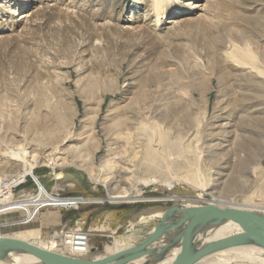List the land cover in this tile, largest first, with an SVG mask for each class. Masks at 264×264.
Wrapping results in <instances>:
<instances>
[{"label":"rangeland","instance_id":"obj_1","mask_svg":"<svg viewBox=\"0 0 264 264\" xmlns=\"http://www.w3.org/2000/svg\"><path fill=\"white\" fill-rule=\"evenodd\" d=\"M245 52L264 69V0H0V184L26 174L0 206L88 201L5 211L0 235L34 242L83 229L95 258L138 216L174 205L104 211L107 203L95 202L109 192L211 193L237 208L263 201L264 75ZM142 124L191 146L190 172L200 167L208 186L191 182L187 170L181 182L170 178L180 184L172 190L145 184L152 175L142 164ZM19 147L39 160L35 169L9 156ZM66 170L89 187L60 177Z\"/></svg>","mask_w":264,"mask_h":264},{"label":"bare ground","instance_id":"obj_2","mask_svg":"<svg viewBox=\"0 0 264 264\" xmlns=\"http://www.w3.org/2000/svg\"><path fill=\"white\" fill-rule=\"evenodd\" d=\"M233 52L234 51H231L229 53L230 57H233ZM245 56H247L248 60H250L247 63L249 65L250 64L252 65V69L257 70L260 74L264 75V69L260 68L255 62V56L250 52H245ZM141 134H142L141 135L142 140L144 141L143 147L141 149L142 156H143L142 164L147 169V171H149V173L152 175L150 178L145 180L144 182L145 184L151 183L155 185H163L166 188V190H169V189L172 190L180 185L179 184V182H181L180 179L182 178L184 171L187 170L189 171V174H191V178H190L191 182L197 183L198 187L208 186L205 184V181L201 180L203 177V172L200 167H197L195 171L190 172L192 170V167H194L195 164H197L196 161L191 160L189 157L190 153H192L193 155L196 154V152L191 146H185L182 142L172 141L169 135H167L166 132H164L157 124H150V125L142 124ZM27 152L21 147L9 152V156L17 159L18 161H22L24 163L25 171L29 169L33 170L40 164L37 158L29 156ZM28 157H30L31 160H29L30 158L28 159ZM109 161L106 162L108 164H106L105 169L106 167H110ZM117 161H119V159ZM55 162L58 163V160H56ZM123 169L124 168H122L121 170ZM125 171H128V170H125ZM125 171H122V172L126 173ZM181 173H182V176H180ZM157 176H160L163 180L158 179ZM172 176H176L179 182L176 180L170 181V178ZM93 180L98 183L101 181L99 178H94ZM46 192H47V189L43 187L40 194L46 193ZM167 193H168L167 191L161 192V196L155 198V197H146V196L144 197L142 195V192L138 189L135 190V192L125 191V192L117 193V194H113L109 192L107 199L102 200V201H97L95 203L97 204L113 203V204L129 205L130 207H133L138 204H147V203H155V202L163 201L165 203L173 202L175 206L185 208V209L203 206V204H201L200 202L203 200L207 203L217 204V200H215V197L212 196L211 193L207 194L208 196L211 197V199L205 198L204 195L202 198H194L193 196H188V197L169 196ZM260 197H262L263 201L261 202L251 201L249 203L250 205L243 209L256 212L258 215L264 218V195H260ZM195 199L196 201H193ZM83 202L87 203L88 201H79V200L50 201L45 198H35L33 200L28 199V200H23L19 203L16 202L12 204L1 205L0 214L5 211L18 209V208L26 209V208L38 207L41 204H50L56 207H63V206H68V205L77 206L79 203H83ZM217 205L221 208L228 207V206L226 207V206L219 205V204ZM167 210L168 209L159 211V212L150 214L148 216H143V215L138 216L135 224L127 232L126 237L120 240H116L115 243L113 242L114 246L109 248L108 252L104 254H97L98 257H95V258H89L91 254H93L91 246H90L89 253L86 255H76V254L71 253L69 251V247L67 249V247L65 246V241H66L65 234L66 233L63 231H60L50 236L44 241H34L30 243L36 246H39L42 249L55 252L61 255H65L68 257H72V258L88 259V260L104 259L123 249L130 248L144 241V239L148 235H150L155 229V227L157 226V225L154 226V223L156 224V222L161 220L163 214ZM152 225L153 227L151 228ZM149 227L151 228V230H148L150 229ZM95 232H98V230ZM241 232H242V229L236 223L228 222V221H217L209 225L207 229L202 230L201 232L197 234V236L194 239V245H203L205 243L218 241L223 238H227V237L240 234ZM143 234H146V236L139 243L129 244L131 241L137 239L138 237H142ZM160 244H162V240H159L153 243L151 248H154ZM180 251H181L180 248H176L172 250L171 252H169L163 264H172L175 258L177 257V255L180 253ZM7 259H9V261L5 262ZM146 259L147 258H141L130 264H143L146 261ZM5 261L0 260V264H43L39 259L29 254L20 253V252L9 253ZM197 264H264V248L257 246V245H253V244L237 246V247L225 250V251L212 254L211 256L204 258Z\"/></svg>","mask_w":264,"mask_h":264},{"label":"water","instance_id":"obj_3","mask_svg":"<svg viewBox=\"0 0 264 264\" xmlns=\"http://www.w3.org/2000/svg\"><path fill=\"white\" fill-rule=\"evenodd\" d=\"M59 176L89 187L85 176L80 173L66 170ZM128 208L129 205L107 203L103 210ZM217 221L236 223L242 232L218 241L194 245L197 234ZM159 240H162V244L151 248ZM247 244L264 248V218L256 212L236 207L221 208L213 203L189 209L173 205L163 214L160 223L144 241L104 259L72 258L18 238L0 236V260H5L11 252H20L39 259L43 264H130L141 258H147L143 264H163L169 252L180 248L181 251L172 264H197L212 254Z\"/></svg>","mask_w":264,"mask_h":264},{"label":"built area","instance_id":"obj_4","mask_svg":"<svg viewBox=\"0 0 264 264\" xmlns=\"http://www.w3.org/2000/svg\"><path fill=\"white\" fill-rule=\"evenodd\" d=\"M26 181V174L18 173L4 180L0 184V202L4 201L10 194L18 189ZM41 190V189H40ZM40 192V191H39ZM65 246L69 251L76 255H86L90 251L92 237L91 234L83 229L68 230L66 232Z\"/></svg>","mask_w":264,"mask_h":264}]
</instances>
